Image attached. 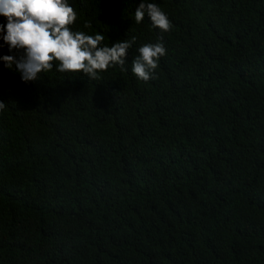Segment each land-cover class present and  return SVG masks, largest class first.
Masks as SVG:
<instances>
[{"label": "trees", "instance_id": "1", "mask_svg": "<svg viewBox=\"0 0 264 264\" xmlns=\"http://www.w3.org/2000/svg\"><path fill=\"white\" fill-rule=\"evenodd\" d=\"M69 2L74 31L135 43L96 80L0 60V264H264V0H154L167 32L141 0Z\"/></svg>", "mask_w": 264, "mask_h": 264}, {"label": "clouds", "instance_id": "2", "mask_svg": "<svg viewBox=\"0 0 264 264\" xmlns=\"http://www.w3.org/2000/svg\"><path fill=\"white\" fill-rule=\"evenodd\" d=\"M145 14L153 27L162 32L171 29L170 19L154 0H141L135 10L136 23L142 22ZM0 16L7 21L0 24L4 42L0 47L7 45L9 52L20 53L19 58L4 55L0 60L9 70L15 65L24 82L34 81L54 67L61 73H83L92 80L115 65L126 70L125 58L136 39L117 41L109 47L103 45V34L74 31L77 12L69 0H0ZM138 53L131 62L132 72L145 82L154 79L158 61L166 53L164 44H144ZM5 107L0 102V110Z\"/></svg>", "mask_w": 264, "mask_h": 264}]
</instances>
